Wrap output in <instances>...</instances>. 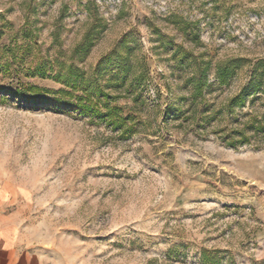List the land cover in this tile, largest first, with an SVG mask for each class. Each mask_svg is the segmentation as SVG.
I'll return each instance as SVG.
<instances>
[{
    "label": "rangeland",
    "instance_id": "rangeland-1",
    "mask_svg": "<svg viewBox=\"0 0 264 264\" xmlns=\"http://www.w3.org/2000/svg\"><path fill=\"white\" fill-rule=\"evenodd\" d=\"M110 4L0 0V179L17 193L25 242L40 264H264V136L225 138L261 117L264 99L200 128L189 82L211 63V113L247 85L264 60V0ZM109 55L132 65L106 88L135 117L129 136L25 89H63L49 77L70 65L94 77ZM230 59L242 68L219 86L215 67ZM37 67L47 78L32 76Z\"/></svg>",
    "mask_w": 264,
    "mask_h": 264
},
{
    "label": "trees",
    "instance_id": "trees-1",
    "mask_svg": "<svg viewBox=\"0 0 264 264\" xmlns=\"http://www.w3.org/2000/svg\"><path fill=\"white\" fill-rule=\"evenodd\" d=\"M90 44L85 43L83 45L84 51L89 48ZM118 48L116 51H119ZM117 53V52H115ZM107 66H98L96 69V74L94 77H86L85 74L80 71L77 67L72 65L67 67V70L62 74V68L58 69L54 75L51 77L56 83L63 86V89L57 91H49L46 89H40L35 86H26V90L31 91L30 96H51V98L44 99V103L53 102V104L58 106H67V110L73 109L79 111V114L83 116L95 117L100 121L104 122L107 126H110L113 130H119L122 136H129L134 130L135 117L132 115L124 116L122 114V109L112 105L115 98L111 97L106 88L116 89L118 86H122L124 81L127 79L128 73L132 69V65L129 63L127 58L117 57L114 62L111 56L106 57ZM242 59H230L217 65L216 68V78L219 86L227 85L229 80L235 76V74L242 68ZM9 63H5L4 67H7ZM198 71L194 74L189 82L192 83L193 91L191 94V104L190 106L196 104L199 100L200 108L198 111L200 114V122L202 127L209 125L211 122L215 121L218 115L223 112L229 117L236 116L237 110H242L248 104L254 103V101L259 100V98L264 99V60L257 61L254 66L248 71L249 81L247 85L243 86L240 91H238L234 96L227 100V102L216 111H213V105H208L205 102V95L210 94L213 91H204L207 88L206 74L210 70L211 63L199 62L195 64ZM113 72L120 73V79L114 78L112 81L110 75ZM32 76L38 75L45 78L46 72L42 71L39 67L35 68V71L31 73ZM109 74L107 79L104 76ZM146 75H140L138 82L145 80ZM47 78V77H46ZM104 79V83L102 82ZM134 81H131L127 87V94L133 93L135 89ZM3 88L0 87V93L3 92ZM11 96L24 99V94L21 89H16L10 93ZM44 98V97H43ZM36 99H34L35 101ZM35 102H38L35 101ZM39 104V103H37ZM172 117L179 118L182 111L179 109L172 110ZM235 122V119L233 120ZM129 124V125H127ZM204 124V125H203ZM225 131V130H223ZM252 131L254 135L261 134L264 136V114L261 117H254L251 122L245 124L243 129L232 130L229 134H226L228 146L234 147L235 144H243L248 141L245 136V132ZM234 138H237L234 140ZM238 142V143H237ZM207 260H210L207 253L203 255Z\"/></svg>",
    "mask_w": 264,
    "mask_h": 264
},
{
    "label": "crops",
    "instance_id": "crops-1",
    "mask_svg": "<svg viewBox=\"0 0 264 264\" xmlns=\"http://www.w3.org/2000/svg\"><path fill=\"white\" fill-rule=\"evenodd\" d=\"M17 193L0 179V264H40L39 252L25 242L17 214L10 210Z\"/></svg>",
    "mask_w": 264,
    "mask_h": 264
},
{
    "label": "built area",
    "instance_id": "built-area-1",
    "mask_svg": "<svg viewBox=\"0 0 264 264\" xmlns=\"http://www.w3.org/2000/svg\"><path fill=\"white\" fill-rule=\"evenodd\" d=\"M111 4H110V8L111 9H115L116 4L119 2V0H108Z\"/></svg>",
    "mask_w": 264,
    "mask_h": 264
}]
</instances>
